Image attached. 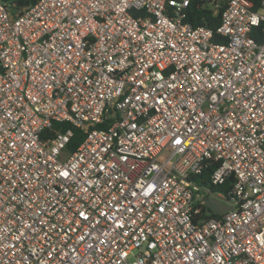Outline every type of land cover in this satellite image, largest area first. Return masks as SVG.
<instances>
[{"label":"built area","instance_id":"1","mask_svg":"<svg viewBox=\"0 0 264 264\" xmlns=\"http://www.w3.org/2000/svg\"><path fill=\"white\" fill-rule=\"evenodd\" d=\"M0 264H264V0H0Z\"/></svg>","mask_w":264,"mask_h":264},{"label":"trees","instance_id":"2","mask_svg":"<svg viewBox=\"0 0 264 264\" xmlns=\"http://www.w3.org/2000/svg\"><path fill=\"white\" fill-rule=\"evenodd\" d=\"M7 4H10L14 10H21L23 8L34 5L38 0H1ZM249 5L250 9L253 11H258L260 9L261 0H245ZM188 21L191 22L194 26H206L212 30L219 24L220 16L215 15L212 17L210 13H202L200 11L196 1H192L190 6L188 7ZM257 38L260 39V33L257 31ZM54 127H61L62 129H70L72 131V137L70 139L69 144L67 145V150L69 152H73L77 146L84 139L83 132L78 129L72 127L70 124H54ZM48 134V132H47ZM50 134V133H49Z\"/></svg>","mask_w":264,"mask_h":264},{"label":"water","instance_id":"3","mask_svg":"<svg viewBox=\"0 0 264 264\" xmlns=\"http://www.w3.org/2000/svg\"><path fill=\"white\" fill-rule=\"evenodd\" d=\"M207 204L210 210L215 214H220L222 211L226 209H230L228 206H225L222 203H219L215 200H209Z\"/></svg>","mask_w":264,"mask_h":264},{"label":"rangeland","instance_id":"4","mask_svg":"<svg viewBox=\"0 0 264 264\" xmlns=\"http://www.w3.org/2000/svg\"><path fill=\"white\" fill-rule=\"evenodd\" d=\"M66 157H67V153H66V152H64V153L62 154V157H61V159H66Z\"/></svg>","mask_w":264,"mask_h":264}]
</instances>
